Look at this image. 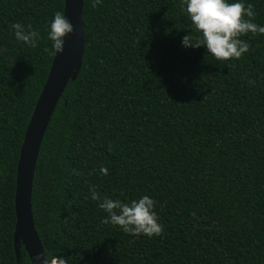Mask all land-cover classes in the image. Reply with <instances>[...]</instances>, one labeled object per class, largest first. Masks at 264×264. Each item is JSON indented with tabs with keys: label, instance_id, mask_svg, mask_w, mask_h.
Returning a JSON list of instances; mask_svg holds the SVG:
<instances>
[{
	"label": "trees",
	"instance_id": "1",
	"mask_svg": "<svg viewBox=\"0 0 264 264\" xmlns=\"http://www.w3.org/2000/svg\"><path fill=\"white\" fill-rule=\"evenodd\" d=\"M243 2L264 26V0ZM64 3L0 0V264H32L13 243L17 166ZM83 22V67L54 113L34 179L45 251L68 264H264V35L242 37L249 52L220 62L206 47L182 46L199 34L181 0H84ZM13 23L31 24L38 46L17 41ZM92 185L122 202L154 199L162 235L104 224Z\"/></svg>",
	"mask_w": 264,
	"mask_h": 264
},
{
	"label": "clouds",
	"instance_id": "2",
	"mask_svg": "<svg viewBox=\"0 0 264 264\" xmlns=\"http://www.w3.org/2000/svg\"><path fill=\"white\" fill-rule=\"evenodd\" d=\"M102 4V0H91L92 8ZM181 9L189 17L193 29L198 37L193 42L192 35L182 38V46L185 48L206 47L217 61L230 62L242 58L250 50V44L242 39L249 34L252 36L264 35V26L254 23L256 12L254 5L245 4L243 0L230 2V0H181ZM11 29L17 41L25 43L31 48L38 46L40 33L33 29L31 24L24 25L13 23ZM73 24L66 18L63 11H56L52 19L47 39L51 47H45L43 52L49 56H57L65 51V40L69 35H75ZM233 65L228 64L231 68ZM254 85V80H248ZM100 171L107 175L106 169ZM74 175L79 172L73 170ZM91 199L98 202V207L107 214L104 224L118 226L124 233L138 237L141 235L153 238L163 233V225L158 222L155 212L156 201L148 195L133 199L130 202H122L120 199H112L101 196L94 185L90 186ZM195 217V213L192 214ZM35 261L42 264H68V260L57 255H51L45 251L43 255H37Z\"/></svg>",
	"mask_w": 264,
	"mask_h": 264
},
{
	"label": "water",
	"instance_id": "3",
	"mask_svg": "<svg viewBox=\"0 0 264 264\" xmlns=\"http://www.w3.org/2000/svg\"><path fill=\"white\" fill-rule=\"evenodd\" d=\"M84 0H65L64 13L73 24L76 34L65 40V51L54 57L47 81L37 100L26 129L19 162L15 193L16 227L14 244L17 258L23 244L32 264L45 249L36 229L33 214V188L40 151L54 113L69 83L77 80L82 67L86 46L83 22Z\"/></svg>",
	"mask_w": 264,
	"mask_h": 264
}]
</instances>
